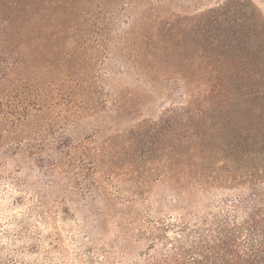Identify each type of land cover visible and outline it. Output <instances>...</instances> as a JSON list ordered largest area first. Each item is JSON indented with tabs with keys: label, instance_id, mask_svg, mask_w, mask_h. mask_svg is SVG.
Returning <instances> with one entry per match:
<instances>
[{
	"label": "trees",
	"instance_id": "16d2710c",
	"mask_svg": "<svg viewBox=\"0 0 264 264\" xmlns=\"http://www.w3.org/2000/svg\"><path fill=\"white\" fill-rule=\"evenodd\" d=\"M9 167L25 171L6 181L32 197L29 216L56 206L60 220H149L111 255L264 264L261 10L251 0H0Z\"/></svg>",
	"mask_w": 264,
	"mask_h": 264
},
{
	"label": "rangeland",
	"instance_id": "374dc122",
	"mask_svg": "<svg viewBox=\"0 0 264 264\" xmlns=\"http://www.w3.org/2000/svg\"><path fill=\"white\" fill-rule=\"evenodd\" d=\"M251 1L264 15V0ZM120 7L119 2L117 9ZM122 14L119 12L120 21L124 20ZM119 25L122 28V24ZM202 66L199 64L194 70ZM171 104L173 102L167 101L164 108H169ZM11 169L0 170V264H111L112 261L143 264V259L135 256L142 248L127 259L120 253L111 255L110 251L119 249L121 243L116 241L136 240L138 222L147 224L149 221L145 217L130 224L131 220H110V217L80 220L79 213L74 212L75 220H60L59 215L54 213L56 206L52 207L50 217L41 216L39 219L29 216L35 203L29 194L20 192L19 188H13L6 181L7 177L14 178L12 175L15 173ZM15 176L23 179L25 171ZM121 209L119 204L113 208L117 213ZM73 210L71 207L70 212ZM115 243L116 248H113Z\"/></svg>",
	"mask_w": 264,
	"mask_h": 264
}]
</instances>
